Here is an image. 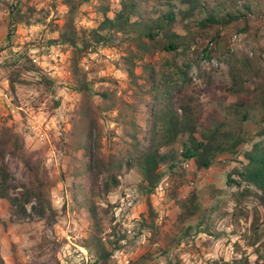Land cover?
I'll list each match as a JSON object with an SVG mask.
<instances>
[{"label":"rangeland","instance_id":"374dc122","mask_svg":"<svg viewBox=\"0 0 264 264\" xmlns=\"http://www.w3.org/2000/svg\"><path fill=\"white\" fill-rule=\"evenodd\" d=\"M17 1L31 16V25L11 24L8 5ZM72 1L78 8V31L96 28L104 20L98 10L100 0ZM180 1L174 0L183 7ZM200 1L206 9L191 18L189 31L197 36L198 44L188 54V59L196 62L188 73V82L173 67L165 69L182 88L174 92V100L181 104L187 96L192 97L202 126L223 123L222 131L231 132L243 142L236 155L220 154L207 169L180 158L181 143L187 136L180 137L172 147L162 148L163 153L174 149L176 167L171 170V162L161 165L165 177L150 204L140 194L141 174L136 168H125L119 187L109 194L102 192V174L86 182L88 189L95 188L90 192L103 218V237L112 241L124 238L113 252L112 264H222L245 257L254 264L259 256L264 259V207L254 197L238 200V188L228 186L229 176L245 162L244 153L260 140L264 130V8L255 9L248 22L202 31L195 21L205 19L214 10L219 16L225 15L233 10L235 0ZM106 2L110 6L108 16L114 18L121 9V0ZM139 3L145 19L157 16L154 7L158 13L169 9L167 3L159 5L158 0ZM69 8L64 0H0V127L13 128L24 138L26 150L35 152L36 159L41 160L53 183L51 200L57 211L53 225L35 216L20 220L7 201H0V254L6 264H97L94 253L83 247L93 220L73 189V172L83 158V152L69 147L73 142L72 120L82 99L72 74L74 61L94 83L93 91L103 86L136 105L135 120L143 142H147L145 136L152 122L158 81L159 88L163 85L161 67L167 54L138 60L135 84L127 74L129 43L121 36L116 35L114 43L100 45L82 58L74 55L59 38ZM245 24L247 32L242 31ZM175 30L187 34L181 24ZM214 37H218L217 44L212 41ZM212 42L217 45L213 58L198 60L195 49L212 46ZM23 53L41 72L25 73L27 84L17 85L12 93L8 66ZM147 63L158 73L155 82L147 73L145 76ZM40 76L49 78L54 90L40 83ZM56 102L60 103L58 107ZM116 116L115 111L100 119L104 156L119 155L118 149L130 141L125 128L113 121ZM5 162L16 182H28L19 159L8 155Z\"/></svg>","mask_w":264,"mask_h":264},{"label":"trees","instance_id":"16d2710c","mask_svg":"<svg viewBox=\"0 0 264 264\" xmlns=\"http://www.w3.org/2000/svg\"><path fill=\"white\" fill-rule=\"evenodd\" d=\"M64 1L70 8L59 36L60 42L70 46L74 55L79 58L95 52L100 45L114 43L116 35L121 36L122 41L129 43V55L126 57L127 74L137 84L136 62L157 53L167 54L161 67L163 73L160 76L163 85L159 88L160 81H158L156 86L157 94L153 105L152 122L145 136L147 142H143L138 134L139 127L135 120L136 105L129 103L123 97H117L116 91L103 86L93 91L94 83L89 81L87 74L81 71L78 61L72 64L76 91L82 94V99L72 120L70 137L73 142L69 147L75 152H83L81 165L73 172L75 177L73 189L76 190L81 202H84L83 206L93 220L91 234L83 242V247L94 253L97 264H112L113 252L121 247L120 242L124 238L120 237L112 241L103 237V218L91 194L95 192V188L88 189L86 182L102 174L104 176L102 192L109 194L119 187L125 168L127 170L136 168L141 174L140 194L146 197L150 204L151 196L165 177V173L160 169L161 165L171 162L169 168L172 170L176 167L174 149L171 148L170 153H163L162 148L172 147L180 137L187 136V139L181 143L180 158L183 161L193 160L198 168L207 169L220 154L236 155V149L243 140L235 139L231 132L222 131L223 123H216L208 128L202 126L200 114L193 106L192 97L187 96L181 104L174 100V92L181 91L182 88L165 69L173 67L177 74L186 80L189 71L196 64L192 61L193 59H188L192 46L198 44L197 36L189 31V28L193 25L191 18L206 9L200 0H181L180 4L183 7H178L174 0H158L159 5L167 3L169 9L165 13H158L157 7H154L157 16L149 19L143 18L139 0H121V9L114 18L108 16L110 6L106 0H100L101 5L98 10L104 15V20L96 28L81 31H78L75 24L78 8L72 0ZM89 1L91 0H82L81 3ZM257 8H264V0H235L232 11L219 16L214 10L205 19L195 21L194 24H198L202 31H206L214 26L224 28L240 21L245 23ZM8 10L9 19L14 27L31 25V16L23 11L21 1L8 5ZM177 24H181L187 30V34L176 32ZM247 28L245 24L242 31L247 32ZM212 41L217 44L218 37H214ZM213 42L212 46L208 44L202 49H195L198 60L213 58L217 47ZM8 67V81L12 93L16 92L17 85L27 84L23 79L25 73L39 74L41 72L40 67L26 53L16 57ZM146 73L153 77L154 82L156 81L155 76L158 73L149 63L145 66V76H147ZM39 78L41 79L39 82L43 83L47 89L54 90V83L49 78L44 76ZM159 89L162 93H158ZM95 98L100 100L99 103ZM55 104L58 107L60 103ZM115 111L117 116L113 121L125 128L130 141L124 148L118 149L119 155L104 156L102 154L103 129L100 119L103 114ZM259 136L260 140L253 144L251 150L244 153L245 162H241V167L236 168L229 176L228 186L238 188V200H243L247 196L254 197L264 207V130ZM8 155L19 159L24 165L27 183L15 181L9 165L5 162ZM36 158L35 152L26 150L24 138L13 128L0 127V201H7L20 220L35 216L53 225L57 215L51 200L50 191L53 183L41 160ZM232 176L235 178L233 179ZM17 190L20 191L15 193ZM28 206H31L30 212ZM150 213L154 216L151 207ZM259 220L260 218L257 217L254 222L256 233L259 229L257 226ZM150 228L154 229V225ZM260 238L258 235L257 240ZM260 258L262 260L263 256H259L254 264H260ZM0 264H6L1 254ZM222 264L252 263L245 257L234 259L232 262H222Z\"/></svg>","mask_w":264,"mask_h":264}]
</instances>
